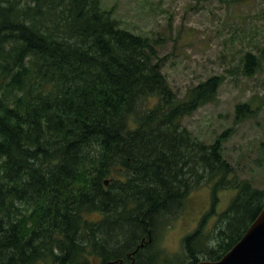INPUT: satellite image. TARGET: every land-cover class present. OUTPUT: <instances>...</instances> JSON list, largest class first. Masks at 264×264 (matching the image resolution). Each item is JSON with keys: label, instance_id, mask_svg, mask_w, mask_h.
<instances>
[{"label": "trees", "instance_id": "trees-1", "mask_svg": "<svg viewBox=\"0 0 264 264\" xmlns=\"http://www.w3.org/2000/svg\"><path fill=\"white\" fill-rule=\"evenodd\" d=\"M158 45L103 0H0V264H119L127 253L131 264H172L162 232L205 184L213 208L178 264L220 259L258 217L264 187L223 153L233 128L206 143L183 124L225 77L180 98ZM259 65L244 55L245 74ZM252 112L238 104L236 123ZM229 188L239 192L209 228Z\"/></svg>", "mask_w": 264, "mask_h": 264}, {"label": "rangeland", "instance_id": "rangeland-1", "mask_svg": "<svg viewBox=\"0 0 264 264\" xmlns=\"http://www.w3.org/2000/svg\"><path fill=\"white\" fill-rule=\"evenodd\" d=\"M103 7L114 10L123 28L158 39L163 71L180 98L210 76L225 77L217 99L186 116L183 124L206 143L233 128L223 143L224 156L239 177L264 187V0H103ZM249 51L260 61L250 76L243 67ZM154 103L155 98L149 101L150 106ZM241 103H248L253 112L236 123L235 110ZM238 192L237 188L218 192L209 228ZM212 208V186L205 184L190 193L166 226L159 246L172 264H178L184 253L183 238Z\"/></svg>", "mask_w": 264, "mask_h": 264}, {"label": "water", "instance_id": "water-1", "mask_svg": "<svg viewBox=\"0 0 264 264\" xmlns=\"http://www.w3.org/2000/svg\"><path fill=\"white\" fill-rule=\"evenodd\" d=\"M198 264H264V208L226 254L216 261L202 260Z\"/></svg>", "mask_w": 264, "mask_h": 264}, {"label": "flooded vegetation", "instance_id": "flooded-vegetation-1", "mask_svg": "<svg viewBox=\"0 0 264 264\" xmlns=\"http://www.w3.org/2000/svg\"><path fill=\"white\" fill-rule=\"evenodd\" d=\"M127 257L129 258L128 260H126L125 262L124 261L120 262L119 264H131V260H130L131 255H130V253H127Z\"/></svg>", "mask_w": 264, "mask_h": 264}]
</instances>
